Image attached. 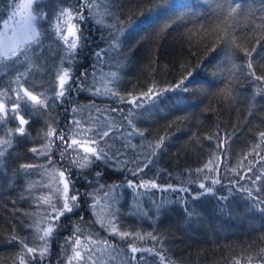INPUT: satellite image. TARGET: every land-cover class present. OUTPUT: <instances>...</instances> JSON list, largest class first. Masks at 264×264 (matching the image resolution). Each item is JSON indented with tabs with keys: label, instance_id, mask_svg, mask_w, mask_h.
I'll return each mask as SVG.
<instances>
[{
	"label": "trees",
	"instance_id": "16d2710c",
	"mask_svg": "<svg viewBox=\"0 0 264 264\" xmlns=\"http://www.w3.org/2000/svg\"><path fill=\"white\" fill-rule=\"evenodd\" d=\"M19 1L0 0V28ZM89 2L90 8L81 6L84 0H37L39 45L28 49L27 58L0 62V104L10 110L19 101L17 111L29 121L20 135L19 119L11 111L0 113V141L12 142L0 145V264H20V255L26 264H69L77 238L82 255L94 252L87 264H161L155 251L162 252L165 264H264V204L244 191L264 200V178L256 183L241 178L264 173L259 137L264 81L248 69L251 62L256 75L264 76V0H230L231 6L241 5L231 15L229 0ZM76 10L85 19L77 20ZM73 25L84 47L69 61L58 35L68 34ZM100 50L98 61L94 53ZM70 66L75 86L54 100L57 73ZM181 80L183 86L176 88ZM154 85L170 90L144 98L129 115L132 105L120 97L140 96ZM25 90L45 106L32 107ZM126 116L143 136H129L133 129ZM74 121L81 122L80 128ZM109 126L108 147L101 146L109 156L118 152L117 159L80 167L84 162L77 152L83 155V150L69 148L71 139L81 140L82 130ZM51 128L56 135L48 137ZM60 134L64 142L57 139ZM161 137L163 148L133 177L129 170L137 165L132 161L143 166L148 143ZM216 158L217 171L204 168ZM26 164L33 167L25 170ZM65 178L71 181L67 195H77L79 207L56 220L52 206L62 208ZM215 179L220 183L213 184ZM129 180L155 181L159 187L134 191L127 187ZM201 183L212 193L201 195ZM169 185L188 191H165ZM109 219L132 238L113 235ZM50 225L47 253L41 257L39 236ZM21 241L37 251L27 254ZM132 246L142 250L133 254Z\"/></svg>",
	"mask_w": 264,
	"mask_h": 264
},
{
	"label": "snow or ice",
	"instance_id": "6c2138e0",
	"mask_svg": "<svg viewBox=\"0 0 264 264\" xmlns=\"http://www.w3.org/2000/svg\"><path fill=\"white\" fill-rule=\"evenodd\" d=\"M81 6L90 8L91 4H90L89 0H84V3ZM240 7H241L240 4H236L235 6H231V2L229 0L228 11H229L230 15L233 13H237V10ZM30 9H31V0H29L28 3L17 4L16 10L9 17V20L14 21L13 26H11V27L9 26L8 20L4 21L5 32L0 33V35H4L5 37H7V34L9 32H11L13 34V36L17 37V39H16L14 44L9 43V45L6 46L3 51H0V62L10 60V59L15 58V57H19L21 55H23V56H25V58H27L28 49L33 48L34 45H36V46L39 45L41 33L36 31V28H35L36 16L31 13ZM76 11H77V16H76L77 20L85 19V16L80 14L79 10H76ZM62 15H64V13H62ZM69 15H71V14L69 13ZM109 15H111V13H109ZM18 16H19V18L17 19ZM110 27L113 29H116L115 24L110 25ZM116 31L122 32L123 29L122 28L116 29ZM77 32H78V29H76L75 26L73 25L71 28L68 29V34L58 35V39L62 40L64 42V44L66 45V52L68 53V55L66 56V59H68L69 61H75L77 48L79 47L82 49L84 47V45L82 43H80V41L83 39L82 34L80 36H78ZM69 35H71L73 37L72 40H69ZM112 39H113V41H118L119 37L117 35H113ZM114 46H118V45H114ZM102 53H104V50H100L99 52L94 53V55L96 56L98 61L100 60ZM248 69H249L250 75H252L257 81H264V76L256 75L255 71L253 70V65L251 62L248 63ZM82 75L87 76V73H82ZM112 76L115 78L116 74L113 73ZM188 76H192V73L190 72L188 74ZM56 79L58 81V84H57L56 89H54L53 99L54 100H60L61 98H63L66 95V93L70 92V90L75 86L74 83H70V81L73 80L72 72H71V66L68 69H62L61 72L57 73ZM185 79H187V77H185ZM17 80H19V77L17 78ZM183 84H184V81L181 80L179 84L175 85V87L181 88L183 86ZM168 90H170V89H159V90H157L155 85H154L153 87L149 88L147 92L141 93L140 96H132L131 99H125L124 97H120V99L122 102L130 103L132 105V109H129V115H132L133 109L142 107V100L144 98L151 100L152 97L162 95L163 92L168 91ZM108 91H109V94H111L113 96L119 95L118 92H114L111 89H108ZM96 94H101V93H99V91H97ZM17 95L19 96V92L17 93ZM24 96L28 97V99L33 102L32 107H34V108L37 105H39L40 107L45 106V102L43 100L39 99L38 96L33 95L32 92H30V91L25 90ZM16 104H17V108H18L19 107V101H16ZM17 108L6 110L5 106L3 104H0V113H4L5 115H7L8 111H11V113L13 115V119H16V118L19 119V125L16 128V132L20 135H25L26 130H25L24 125L28 124L29 121L26 120L22 115H19ZM73 111H75V109H73ZM112 111H116V109H112ZM124 118L128 119L129 125L132 126V129H133L132 132L129 133V136H131V135L143 136L144 135L143 132H140L139 130H137L134 127V125H132V121L127 116ZM0 119H3V117H0ZM74 124L77 128H80L81 122L80 121H74ZM111 130H112L111 126L107 127L106 129H101V130H98L95 132H92L91 129H86V130H82L80 133L81 140L83 142H81V140H78V139H71V143L68 145L69 148H72L74 151L76 149H82L83 150V155H80V153L77 152V155L80 156V159L84 162V163H81L79 165L80 167H82V168L88 167L94 161H98V160L108 161L110 159H117V157L119 155L118 152H113L112 155L109 156V153L107 151H105V147H108L107 141L105 138H110ZM90 132H91V135H89ZM53 135H56L55 128H51L50 131L48 133H46V136H48V137H51ZM259 137H260V144H264V131L259 132ZM57 139L64 142V135L63 134L58 135ZM11 143L12 142L10 139L0 141V145L11 146ZM102 143L105 145V147L101 146ZM260 144H257L255 146V148L253 149V152H255L256 148L260 147ZM163 145H164V138L163 137H161L155 143H152V142L148 143L147 147L150 151H149L148 156L146 157L147 162H145L143 164V166H141L139 163H137V161L133 160L132 162L136 163L137 166L135 169L129 170L131 172V175L133 177L139 176V174L141 172H143L145 168L148 167V164L151 163V157L156 156L158 154V152L163 148ZM223 146H224V141H221L220 144L218 145V147L223 148ZM45 147H47V146H45ZM32 151L36 152L37 149L33 148ZM66 151H67V149H66ZM3 154H4L3 151H0V155H3ZM39 154H43V153H39ZM251 154L252 153H249L248 155H251ZM256 154L259 155V153H256ZM62 156H63V154H62ZM244 159H247V155H245ZM261 160H264V156L261 157ZM73 163H76V162L73 161ZM212 164H216V167L215 168L210 167V165H212ZM239 166L243 167V163L241 162V164ZM31 167H33V166L27 165V164L22 165V168L25 170H27ZM204 168L208 169V171H217L219 168L218 158L209 160V162L204 165ZM203 170L204 169H197V171H203ZM252 171H253L252 167L247 168V172L250 173ZM233 172H235L236 175H240V173L236 172L235 169H233ZM59 175H60V177H64V172L61 171L59 173ZM96 175L100 176L101 173L97 172ZM241 178L242 179L243 178L252 179V182L256 183L257 181L264 178V173H260L259 175H256L254 178L253 177H245V176H241ZM212 183L218 184V183H220V180L215 179L212 181ZM70 184H71L70 179L65 178L63 180L64 200H63L62 208L59 210H56L55 206L54 205L52 206L53 210L56 211V216L53 219L58 220L59 217L64 215L65 212H72L74 208L79 207L77 195H72L71 197H68V195H67L68 191H69ZM101 187H103V185ZM111 187L114 188L116 186H111ZM127 187L131 188L135 191L138 188H140V189L158 188L159 185H157L155 183V181H142L140 183H136V182H133L132 180H129V181H127ZM199 187L201 189H204V192H202L201 195H203L205 193H212V191H213L212 188L206 187L204 183H201L199 185ZM169 189H171L173 191H184V192L188 191V189H184V188L175 189L172 187V185H169L168 188L164 189V190L167 191ZM244 191H246L248 193V196L250 198L258 200V202L260 204H264V200H259L258 197H253L252 191L250 189H244ZM93 207H94V205H93ZM261 210L264 211V209H261ZM112 216L114 217L115 213H112ZM101 219H103V218H101ZM107 226L109 227L110 232L113 235H118L121 239H126V238L131 239L132 238V234H130L129 232L119 230L118 223L114 222V219H109L107 221ZM52 231H53V226L50 225V226L46 227L45 229H43V235L39 236V239L44 242L43 247H41L39 249L41 257H43L47 253V243H48L47 238L51 236ZM147 235L150 236L154 240H158V238L153 236L151 233H148ZM137 238L140 240H143L144 236L137 234ZM13 239H16V238L13 237ZM21 243L23 244V248L26 249L27 254H32V253H35L37 251L36 248L28 247V245L26 243H23V241H21ZM103 243L105 245H107L109 248L112 247L111 245L108 244L107 241H104ZM80 247H81V241L77 238L73 242L74 255L69 259V264H72L73 261H85L86 264L88 261H91L92 255L94 254V252L91 249H88V250H85L84 254L82 255L81 251L77 250ZM130 250L133 254H135L138 251H141L142 249L137 248L136 246H132ZM148 251H153V250L148 249ZM153 254L156 255L160 259L161 264H165L166 258L164 257L162 252L155 251ZM132 259H135V256H133ZM19 261H20V264H26L25 256L20 255Z\"/></svg>",
	"mask_w": 264,
	"mask_h": 264
},
{
	"label": "rangeland",
	"instance_id": "374dc122",
	"mask_svg": "<svg viewBox=\"0 0 264 264\" xmlns=\"http://www.w3.org/2000/svg\"><path fill=\"white\" fill-rule=\"evenodd\" d=\"M37 0H31V9H30V11H31V13L33 14V15H35L36 16V21H35V28H36V31L37 32H39V29H38V25H37V20H38V18H37V15L35 14V11H34V5H35V2H36ZM29 2V0H20L17 4H24V3H28ZM16 4V5H17ZM16 10V6L14 7V10H13V12ZM12 12V13H13ZM12 13L10 14V16L12 15ZM9 16V17H10ZM9 17L6 19V20H8L9 21V26L11 27V26H13V24H14V21H12V20H9ZM19 18V16L17 17V19ZM5 20V21H6ZM5 32V28H4V22L2 23V26H1V28H0V33H4ZM16 39H17V37L16 36H13V34L11 33V32H9L8 34H7V37H5L4 35H0V51H3L4 50V48L6 47V46H8L9 45V43H12V44H14L15 43V41H16Z\"/></svg>",
	"mask_w": 264,
	"mask_h": 264
}]
</instances>
